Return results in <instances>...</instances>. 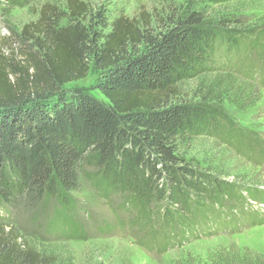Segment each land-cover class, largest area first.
Wrapping results in <instances>:
<instances>
[{"label": "trees", "instance_id": "1", "mask_svg": "<svg viewBox=\"0 0 264 264\" xmlns=\"http://www.w3.org/2000/svg\"><path fill=\"white\" fill-rule=\"evenodd\" d=\"M88 1L43 3L37 19L0 46V264H57L58 256L22 238L10 215L24 209L34 215L55 200L52 224L63 225L64 237L76 236L72 194L81 178L102 197L121 195L142 227L158 213L150 234L173 227L176 217L182 224L183 214L193 220L194 210L206 209L205 196L208 202L232 200L217 197L231 183L200 172L183 147L203 136L231 143L240 133L216 109L251 102L209 85L196 86L191 96L183 87L210 72L225 73L213 58L217 44L241 49L243 18L209 22V9L228 0L185 7L163 0L160 8L142 7L132 17L94 10ZM29 2L0 0V14ZM260 35L248 42L263 48ZM91 67L99 74L100 98L65 90ZM252 140L244 139L241 148L252 149ZM161 201L166 207L153 212ZM222 264H264V258L247 252Z\"/></svg>", "mask_w": 264, "mask_h": 264}, {"label": "rangeland", "instance_id": "2", "mask_svg": "<svg viewBox=\"0 0 264 264\" xmlns=\"http://www.w3.org/2000/svg\"><path fill=\"white\" fill-rule=\"evenodd\" d=\"M62 1L30 0L24 6H8L0 14V46L12 32H20L23 25L35 21L43 3ZM162 1L89 0L88 4L94 10L104 8L112 15L123 12L132 17L142 7L160 8L164 5ZM195 1L198 0H176L184 7ZM226 2L228 4L224 2L209 9V22L220 17L243 18L247 30H237L242 36L241 49L232 47L225 51L224 44L218 43L213 58L225 73L210 72L197 81H188L183 88L191 96L196 86L209 85L251 103L239 107L224 102L222 110L216 109L221 121L232 124L240 133L238 138L229 139L233 140L231 143L203 136L193 138L183 148L192 163L198 162L200 172L212 173L216 180L231 183L230 189L218 193L217 197L232 200L222 198V201L208 202L206 197L209 196H205L207 205L203 214L194 210L193 220H187L183 214L182 224L176 217L173 227L150 234L147 231L150 225L160 223L158 213L150 224L142 227L136 223V213L126 206L121 195L102 197L88 180L81 178L80 189L72 194L76 199L71 219L75 222L76 236L64 237L63 225L52 224L57 204L49 200L37 208L34 215L25 209L18 215H10L22 238L58 256L57 264H222L225 259L241 257L247 252L261 254L264 258V45L261 48L260 43L252 46L248 42L264 28V0ZM66 23L67 20L61 21V25ZM238 32L233 33L238 35ZM261 41H264V33L260 35ZM247 53L249 56L245 57ZM98 79V72L91 67L84 79L68 83L64 88L66 91L82 89L100 98L96 90ZM250 137L253 138L252 149L241 148L240 142ZM156 206L153 204V212H160L166 203L157 202ZM1 213L7 216L4 210ZM201 214L203 221L199 220ZM149 244L155 247L144 246Z\"/></svg>", "mask_w": 264, "mask_h": 264}]
</instances>
